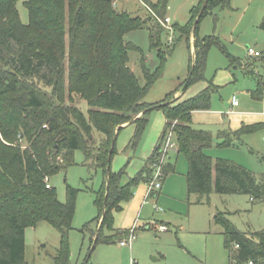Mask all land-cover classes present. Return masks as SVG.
I'll use <instances>...</instances> for the list:
<instances>
[{"label": "trees", "instance_id": "16d2710c", "mask_svg": "<svg viewBox=\"0 0 264 264\" xmlns=\"http://www.w3.org/2000/svg\"><path fill=\"white\" fill-rule=\"evenodd\" d=\"M18 1L0 0V104L6 109L0 115V264H25V229L40 222H47L59 233L53 263L69 264L67 235L75 213L77 190L67 185L66 201L60 203L55 189L46 188L44 178L70 166L77 150L83 152L87 165L102 169L105 177L96 204L99 229L107 226L111 235L102 237L99 232L94 245L128 235L129 230L112 229L113 212L120 209L121 202L131 198L140 182L152 180L169 131L174 136L177 153L187 160L188 192L197 196V203L208 197L211 188L217 194H243L252 201L264 202V174L256 176L246 167L224 159L213 162L205 153L212 147V136L192 126L191 113L210 108L211 95L217 90L214 85L209 83L181 102L142 101L161 73L159 70L152 73L141 64L143 82L140 81L126 66L129 52L139 49L126 42L124 35L150 25V17L141 19L127 12L117 13L112 8L115 0H67L70 23L66 46L62 22L64 0H27L26 25L19 20ZM140 1L156 17L166 15L168 0ZM204 2L199 0L190 9L184 25H172L178 34L176 42L194 38L188 77L183 83L186 89L205 81L209 49L214 45L222 48L217 37L198 36L201 19L214 8L228 7L231 0H207L202 9ZM149 27L151 49H156L163 61L167 52L162 50L160 34L164 28L158 23ZM260 28L264 30V17ZM256 58L264 63V55ZM65 62L67 92L79 94L86 101L87 115L75 106L62 104ZM231 62L238 64L235 60ZM253 63L244 69L249 70ZM41 87L51 89L50 97L43 94ZM153 109L163 110L166 120L163 134L137 175L120 183L121 173L110 171L116 133L123 128L117 132L116 129L127 123L135 125L130 142L134 147ZM138 114L141 115L132 121ZM257 128L243 127L233 135L252 133ZM18 135L25 137V146L14 145ZM228 135L231 134L227 138ZM172 172L171 166L163 163L161 183ZM157 192L152 191L149 196ZM214 221L222 227L229 264H264V229L240 232L221 213Z\"/></svg>", "mask_w": 264, "mask_h": 264}, {"label": "rangeland", "instance_id": "374dc122", "mask_svg": "<svg viewBox=\"0 0 264 264\" xmlns=\"http://www.w3.org/2000/svg\"><path fill=\"white\" fill-rule=\"evenodd\" d=\"M26 1L19 0L16 3L18 17L23 25L29 21ZM150 1L154 3L157 0ZM198 1L168 0L166 15L163 18L156 17L140 0H115L112 3V8L117 13L127 12L141 19L150 17V25L158 23L164 28L160 34L162 50L167 52L163 61L157 50L151 49L149 24L124 35L126 42L139 49L137 52H129L126 66L135 72L140 81L143 82L141 64L152 73L158 70L161 73L143 97V102L173 103L176 99L171 97L167 101L165 98L182 93L181 88L188 77L190 56L193 53V40L191 36L189 41L181 39L176 42L178 34L173 31L172 25H184L189 19L190 9L197 5ZM167 17L170 23L166 28L162 23ZM263 17L264 0H231L228 7L214 8L203 16L199 23L198 36H215L221 41L222 48L214 45L209 49L204 69L205 81L185 89L184 98L194 96L205 83H210L217 88L210 98L211 108L227 109L234 95L238 104L245 106L248 111L264 112V63L261 58L248 54V49H252L258 52L260 57L264 55V30L260 28ZM69 20L67 0H64L62 22L66 46ZM231 60L237 61L238 64H233ZM252 61L253 65L246 71L244 68ZM65 68L62 104L75 106L87 115L86 101L82 100L79 94L70 95L67 92V62ZM40 89L45 91L43 94L47 96L51 93V89ZM2 106L0 104L1 116L6 111ZM164 119L163 110H151L147 115V124L134 147L130 142L135 125L116 133L110 171L114 174L121 173L120 183L127 182L143 168L163 134ZM210 135L213 143L209 155L213 162L224 159L246 167L256 176L264 174V127L253 133L228 135V138L222 136L221 130H216ZM172 140L174 141V136ZM13 143L25 146V137L18 135ZM178 157L177 170L180 174L185 172L184 169L187 171V160L182 154H178ZM137 166L140 167L138 172L129 177L128 174L133 173ZM171 174L173 173L169 175ZM178 177L175 175L181 182ZM104 181L103 170L87 165L81 150L74 152L70 166L49 178V184L55 189L60 203L66 201L67 185L77 190L75 213L67 235L69 264H229L223 245L222 227L215 223L214 217L218 213L224 214L229 223L240 232L254 233L264 229V202L252 201L243 194H217L211 188L208 197H204L202 203H197V197L189 194L186 181V186H183V182L177 184L176 180L174 186L177 189L173 190L175 196L167 200L173 207L161 201L156 203L154 195L157 193L143 202L141 217L134 225L136 233L131 245L120 246L119 242L125 238L109 239L108 243L99 242L94 245L93 241L99 232L102 237L109 238L111 235L107 226L99 229L96 198L104 186ZM139 184H145L148 188V183ZM180 192L183 193L179 195ZM166 214H169L168 219ZM161 226H165L166 230L161 231ZM59 239L58 231L47 222L26 227L24 263L54 264L52 258L58 249Z\"/></svg>", "mask_w": 264, "mask_h": 264}, {"label": "crops", "instance_id": "0c3cea01", "mask_svg": "<svg viewBox=\"0 0 264 264\" xmlns=\"http://www.w3.org/2000/svg\"><path fill=\"white\" fill-rule=\"evenodd\" d=\"M192 40H194L193 37H192ZM207 86L208 84L205 83L204 87L201 88L200 91L205 89ZM183 95H184V91L181 94L179 93L174 94L172 96V99L174 98L177 100V102H181V101H184L186 99L193 97V96H190V97L184 98ZM233 97L235 96L234 95L232 96L231 103L227 109L223 110L221 108H211L210 107L208 110L193 111L191 113L192 126L196 129L206 131L209 134L210 133L213 134L214 132H216V130L218 131L221 130L223 137L224 136L226 137L227 134L233 135L234 133L239 132L243 127H251V126H257L259 128L264 127V112L262 113L251 112V111H248L245 106L241 107L240 104L234 106ZM139 116L140 115H138L137 117H134V119L138 118ZM164 121L166 123L165 119ZM128 126H130V123L124 124L122 128H126ZM219 135L221 136V134ZM209 152H210V149H207L205 151L206 155L211 158V156L209 155ZM178 161H179V157H178L177 150L170 151L167 155L165 162H167V164L171 166V168L173 169V172H172L173 174L169 175L166 178V180L164 179L165 181L162 182L161 189L157 192V195H154L156 193L151 194V195H154V199L156 203L158 201H161V202L169 203V206L173 207V205L167 200H171V198L175 196L173 195V190H176L177 188L174 186L175 185L174 182H177L176 180H178L177 184H179L180 182L179 179L175 178V175L179 176L178 178H180L181 182H183L182 183L183 186L187 185L188 163H187V171L186 169H184L186 173L183 172L179 174V171L177 170ZM139 169L140 167L137 166L135 170L133 171V173L128 174L129 177H131L130 175H135ZM182 170H183V165H182ZM185 181H186V185H185ZM187 189H188V186H187ZM182 193L183 192H180L179 195H181ZM159 194L160 196H158ZM148 197L149 196L147 194V187L145 184H139L138 186H136L132 191L131 198L126 202H121L119 204L120 209L118 211L113 212L112 229L116 231H125V230H129L132 227H134L135 222H137L141 217L140 212H141L142 204L144 201H146ZM175 199L177 198H174V200ZM168 215L169 214H166L167 219L169 218Z\"/></svg>", "mask_w": 264, "mask_h": 264}, {"label": "built area", "instance_id": "2783aa9c", "mask_svg": "<svg viewBox=\"0 0 264 264\" xmlns=\"http://www.w3.org/2000/svg\"><path fill=\"white\" fill-rule=\"evenodd\" d=\"M170 23L169 18H165L164 19V23H162V25H164L167 28V24ZM248 54L250 56L253 57H258L260 54L258 52L253 51L252 49H248ZM233 105L236 106L238 105L237 100L235 99V97H233ZM176 149V145L175 143L172 141V131H169V133L167 134L165 140H164V144H163V150H162V155L160 157V161H159V165L156 167L155 171H154V175L152 180L148 183V188H147V194L149 196V193H151L152 191H159L161 189V166L163 163H165L167 155L170 151H175ZM44 182L46 184V188H50V184H49V178L45 177L44 178ZM161 231H165L166 227L165 226H161L160 227ZM135 239V227H132L131 229H129L128 235L125 237V239H122L119 244L120 246L124 247V246H129L131 245V243L133 242V240ZM248 264H252L251 262H249Z\"/></svg>", "mask_w": 264, "mask_h": 264}, {"label": "water", "instance_id": "95a60500", "mask_svg": "<svg viewBox=\"0 0 264 264\" xmlns=\"http://www.w3.org/2000/svg\"><path fill=\"white\" fill-rule=\"evenodd\" d=\"M206 2H207V0H205L204 4L202 5V9H204ZM185 89H186V84H184L183 87L181 88V92H183ZM122 127H123V126L118 127V128L116 129V132H117V130H119V129L122 128Z\"/></svg>", "mask_w": 264, "mask_h": 264}]
</instances>
